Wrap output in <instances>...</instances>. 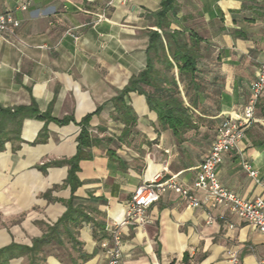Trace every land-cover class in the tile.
<instances>
[{
    "label": "crops",
    "instance_id": "obj_1",
    "mask_svg": "<svg viewBox=\"0 0 264 264\" xmlns=\"http://www.w3.org/2000/svg\"><path fill=\"white\" fill-rule=\"evenodd\" d=\"M161 2L0 0V15L9 12L21 22L16 36L0 33V106L35 108L59 121L30 114L18 135L13 122L1 138L0 250L18 246L5 264H108L107 228L124 219L138 186L171 176L202 206L164 194L148 210L150 223L124 226L120 264H227L229 251L238 253L240 264H264V234L194 187L218 128L238 118L249 101L264 60V0H176L163 27ZM151 32L161 35L170 60L174 32L189 40L195 56L193 76L180 78L173 69L189 114L190 129L181 138L145 95L125 96L136 118L128 127L112 102L150 57L160 68ZM194 35L201 41L190 40ZM254 118L217 168L220 183L245 200L264 198V92ZM83 130L93 144L83 148L72 184L70 162ZM243 161L258 171L260 183ZM68 213L71 219L60 223ZM45 235L48 242L29 251Z\"/></svg>",
    "mask_w": 264,
    "mask_h": 264
},
{
    "label": "built area",
    "instance_id": "obj_2",
    "mask_svg": "<svg viewBox=\"0 0 264 264\" xmlns=\"http://www.w3.org/2000/svg\"><path fill=\"white\" fill-rule=\"evenodd\" d=\"M22 10L27 5L21 6ZM101 19H106L104 15ZM21 22L11 13L0 15V33L9 37L16 36ZM264 92V60L258 69L256 80L251 84L250 98L236 119H226L218 128L213 145L206 158L197 167L194 187L203 191L211 200L213 206L224 204L243 219L247 224L264 234V198L245 200L235 192L225 188L218 179L217 168L223 161V155L237 149L246 138L248 129L255 121V109ZM247 175L260 183L259 173L252 164L243 161ZM174 192L184 198L193 208L202 206L201 201L189 189L182 186L176 176L166 179L152 178L136 188L132 194L125 217L114 222L107 228L108 241L103 245L108 258V264H120L123 260V228L127 225L144 227L150 223L149 208L158 202L164 194ZM227 264H240L237 252L229 251Z\"/></svg>",
    "mask_w": 264,
    "mask_h": 264
},
{
    "label": "trees",
    "instance_id": "obj_3",
    "mask_svg": "<svg viewBox=\"0 0 264 264\" xmlns=\"http://www.w3.org/2000/svg\"><path fill=\"white\" fill-rule=\"evenodd\" d=\"M175 12L176 0H162L161 10L158 13L160 26L163 27V24L168 20V15H173ZM194 37L195 40L193 37L190 40L197 42L201 41V39L197 38L195 35ZM170 39L175 44L174 49L173 46L169 47L172 60L169 59L165 51L161 35L158 32L150 33V50L153 49L156 57L162 59L160 60V68L156 67L154 58L150 57L147 67L137 77H134L122 93L114 98L112 102L115 104L116 108L123 112L122 121L126 124V127H128L136 122V118L130 114L132 110L127 106L125 96L132 91H137L145 95L150 108L157 111L160 121L168 125L176 138H181L183 134L190 129L188 125L189 114L181 98L179 85L174 76L173 69L175 67L178 68L181 78L182 75L193 76L197 68L193 50L189 49V40H185L186 38L184 35L178 32L172 33ZM143 86H147L151 90L147 92ZM30 114L37 115L38 119L57 121L49 114H39V111L35 108L32 109V111L28 108H20L12 111L0 106V151L3 149L4 145L1 138L3 136L6 138L8 135V133L4 132L7 125L16 122L17 129H14L13 133L18 135L23 119ZM78 142V154L74 160L70 162L71 170L68 181L72 184L77 181L75 173L78 169L77 162L83 159L84 156L83 148L90 147L93 144L88 132L85 130L82 131ZM69 219H71V214L68 213L60 220V223H65ZM56 231H58V226L50 229V232ZM48 240L49 235H45L42 239L35 241L33 248L29 251L34 252L38 250L41 246L45 245ZM16 249H18V246L12 245L6 249L0 250V264H5Z\"/></svg>",
    "mask_w": 264,
    "mask_h": 264
}]
</instances>
